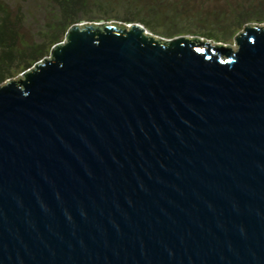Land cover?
<instances>
[{"label": "water", "instance_id": "obj_1", "mask_svg": "<svg viewBox=\"0 0 264 264\" xmlns=\"http://www.w3.org/2000/svg\"><path fill=\"white\" fill-rule=\"evenodd\" d=\"M146 32L78 23L0 85V264H264V25Z\"/></svg>", "mask_w": 264, "mask_h": 264}, {"label": "trees", "instance_id": "obj_2", "mask_svg": "<svg viewBox=\"0 0 264 264\" xmlns=\"http://www.w3.org/2000/svg\"><path fill=\"white\" fill-rule=\"evenodd\" d=\"M33 25L22 2L0 0V85L48 57L82 21L140 22L166 38L193 35L229 43L264 23V0H51ZM39 6V5H38ZM121 7V9H119ZM40 8V6H39Z\"/></svg>", "mask_w": 264, "mask_h": 264}, {"label": "rangeland", "instance_id": "obj_3", "mask_svg": "<svg viewBox=\"0 0 264 264\" xmlns=\"http://www.w3.org/2000/svg\"><path fill=\"white\" fill-rule=\"evenodd\" d=\"M14 1V2H17V1H20L23 3V5L25 6V10L28 12L29 14V20L30 22L33 24V25H37L35 24L37 20H41L43 19V16H45V13L47 12L46 10V7H48L49 5H51V3H48L49 1L51 0H11V2ZM40 8H39V6ZM119 9H121V7H119ZM106 22V20H102V22ZM110 21H120L119 19H112ZM82 22H99V21H82ZM253 24H257V23H253ZM258 25H264V23L262 24H258ZM149 32L153 33L150 29H147ZM244 30V29H243ZM242 30V31H243ZM155 34V33H153ZM157 36H161V35H158V34H155ZM186 36H191V35H186ZM193 36V35H192ZM163 37V36H162ZM201 37V36H200ZM206 40V39H205ZM212 44L216 45L217 42L215 41H212V40H209ZM223 43V42H222ZM228 46H230L232 49H237L238 48V44L236 42L235 39H232L231 42L229 43H224ZM22 74V73H21ZM20 74V75H21ZM20 75L12 78V79H19L21 78ZM9 80V79H8ZM7 80V81H8ZM7 81H5L4 83H6ZM3 84V83H2ZM1 84V85H2Z\"/></svg>", "mask_w": 264, "mask_h": 264}, {"label": "bare ground", "instance_id": "obj_4", "mask_svg": "<svg viewBox=\"0 0 264 264\" xmlns=\"http://www.w3.org/2000/svg\"><path fill=\"white\" fill-rule=\"evenodd\" d=\"M147 34H149L150 32H146Z\"/></svg>", "mask_w": 264, "mask_h": 264}]
</instances>
